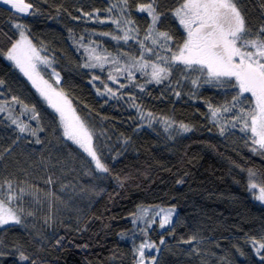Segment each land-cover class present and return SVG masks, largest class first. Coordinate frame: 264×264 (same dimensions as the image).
<instances>
[{"label":"trees","instance_id":"1","mask_svg":"<svg viewBox=\"0 0 264 264\" xmlns=\"http://www.w3.org/2000/svg\"><path fill=\"white\" fill-rule=\"evenodd\" d=\"M25 1L33 5L25 16L0 4V53L16 41L14 25L23 24L59 74L57 88L96 134L110 174L97 173L63 138L55 113L0 55V104L6 108L0 112V186L6 190L11 181L18 196L13 206L23 208L21 224L0 227V264H134V248L145 239L157 246L146 251L155 264H264V249L257 254L252 244L264 241V204L248 188L249 170L256 174L253 181L264 183V155L251 151L250 134L241 132L239 123L231 126L237 109L215 119L209 109L230 104L234 90L203 77L194 86L200 74L183 73V65L161 83L149 82L151 68L138 70L140 42L154 49L144 51V59L154 63H163L157 54L170 57L171 51L159 46L162 41L152 45L144 39L151 18L137 8L148 0H128L123 14L112 7L120 0ZM180 2L157 0L156 5L162 14L157 29L173 36L172 51L185 37L172 15ZM236 2L253 33L264 26V0ZM125 32L131 39H123ZM85 46L106 57L103 69L83 66L95 62ZM105 84L115 97L105 94ZM13 97L35 106L39 122ZM140 112L191 131L171 139L144 125ZM9 117L36 129V135L21 133ZM157 206L174 210L165 228L157 220L151 227L133 223L140 209ZM21 253L28 259L21 260Z\"/></svg>","mask_w":264,"mask_h":264},{"label":"snow or ice","instance_id":"2","mask_svg":"<svg viewBox=\"0 0 264 264\" xmlns=\"http://www.w3.org/2000/svg\"><path fill=\"white\" fill-rule=\"evenodd\" d=\"M0 3L10 6V9L21 14H30L33 8V5L25 2V0H0ZM156 5L157 0H148L147 3L140 4L137 8L138 12L147 13L151 18V23L147 28L148 35L144 39L151 40L152 45H157L158 41H162L159 46L166 51H171V56L161 57L157 54V59L163 61L162 64L145 60L144 51L153 52L154 49L147 48L143 42H140L141 60L143 62H137L138 70L143 71L150 67L151 80L149 82L154 81L159 84L168 79L175 67L183 65L181 69L183 73L198 72L200 74L192 80L194 86L203 77L205 83H214L218 87L234 90L230 104L220 108H213L209 105L211 116L215 119L221 112L228 113L237 109L233 113L231 126L235 127L239 123L241 125L240 131L250 134L248 139L252 145L251 151L264 155V26L253 33L252 29L246 25L236 0H182L179 6L172 11V15L179 22L186 35L183 43L177 45L176 50L172 51L169 42L173 41V36L167 31H158L157 29L162 14L157 11ZM112 7H119L123 14L127 12L128 0H120L119 5L114 4ZM87 15L91 16V14ZM100 22L103 23L104 21ZM111 22L118 27L121 25L120 20L113 19ZM132 23L131 19H123L125 25ZM14 27L19 30V39L0 55H4L32 82L33 87L46 101L48 107L58 115L63 138L66 141H71L90 158V163L94 165L97 173L110 174V168L103 162L102 150L95 143L96 134L89 128L86 121L77 115L76 110L64 93L54 88L41 76L38 65L50 66V62L46 57L40 55V51L29 40L23 24H15ZM101 35L107 36L109 33H101ZM112 39H120V37L112 36ZM123 39L125 41L131 39L128 32H125ZM85 51L89 53V60L95 62L86 63L83 66L103 69V61L106 60V57L93 55L95 49H88L87 46H85ZM131 67L130 65L129 69ZM116 71L120 72L121 69L117 68ZM52 75L56 77V83L59 84V74L53 71ZM131 78L132 73L129 70V79ZM96 79L99 77L94 76L93 80ZM108 79L116 82V78L111 73H109ZM2 83L3 81H0V84ZM120 87L125 86L121 84ZM104 88L105 94H110L112 97L116 96V93L107 84L104 85ZM12 102L20 104L22 109L32 114L30 119L39 122L40 115L35 106L29 108L16 97H13ZM4 111H6L4 104H0V112ZM148 116L151 117V113ZM9 118L21 133L30 131L32 135H36V129H31L28 124ZM151 124L152 122L149 120L148 126L151 127ZM166 125L165 131H169L172 125L170 122H166ZM179 130L187 133L191 131V128L181 123ZM39 131H43V128H40ZM224 132L225 128L221 127L220 134L223 135ZM171 136L172 132H169V138ZM36 143H40V141L37 139ZM255 175V172L249 170L248 188L249 190H256L255 199L264 203V183L254 182L252 178ZM100 178L102 179L103 176ZM5 183L6 190L0 186V226L21 224L20 212L23 211V208L13 206L14 202L18 200V196L12 182L6 181ZM173 211V209H169L163 215L156 212L151 220L145 221L144 217L148 215V210L142 208L133 223L135 224L138 219L145 222L147 227H151L155 223L156 217H159V227L163 229L172 222ZM28 215L31 213L29 212ZM141 233L146 236V229H141ZM192 239L194 240L195 237ZM191 242L192 240L186 241V243ZM160 243H164L163 239ZM252 244L257 254H261V250L264 249V241L253 240ZM156 247L147 239L135 246L134 264H155L156 257L147 258L146 251L156 249ZM260 258L264 260V254H261ZM20 259L27 260L28 257L21 253ZM33 264H35L34 261Z\"/></svg>","mask_w":264,"mask_h":264},{"label":"rangeland","instance_id":"3","mask_svg":"<svg viewBox=\"0 0 264 264\" xmlns=\"http://www.w3.org/2000/svg\"><path fill=\"white\" fill-rule=\"evenodd\" d=\"M26 2V1H25ZM1 5H4V6H6V7H8V8H10V6H8V5H5V4H3V3H0ZM12 10V9H11ZM14 11V10H13ZM15 12V11H14ZM18 14H20V15H23V16H25V15H27V14H21V13H18ZM179 23V22H178ZM182 28V27H181ZM183 29V28H182ZM184 31V30H183ZM16 32H17V39H19V30L18 29H16ZM25 34L27 35V37L29 38V40H31V38H30V36H29V34L27 33V30L25 29ZM185 35H186V33H185ZM16 39V40H17ZM31 42H32V40H31ZM32 44L34 45V43L32 42ZM35 46V45H34ZM36 47V46H35ZM39 51H40V55L42 56V57H46L47 59H48V61L50 62V66H46V65H38V70L40 71V73H41V76L45 79V80H47L50 84H52L53 85V87L54 88H56L57 90H59V88H57V83H56V77L55 76H53L52 75V73H53V71H52V67H51V60H50V58L48 57V56H46L43 52H42V50L40 49V48H38V47H36ZM6 59V58H5ZM7 60V59H6ZM9 63H11L13 66H14V64L11 62V61H9V60H7ZM18 69V68H17ZM19 70V69H18ZM47 70H49V75H48V78L47 77H44V75H46L47 74ZM20 71V70H19ZM23 74V73H22ZM25 78L28 80V78L25 76ZM28 82L31 84V86L33 87V85H32V82L31 81H29L28 80ZM34 89H35V91L37 92V90H36V88L35 87H33ZM37 94L40 96V94L37 92ZM40 98L43 100V98L40 96ZM68 99V98H67ZM69 100V99H68ZM44 101V100H43ZM45 103H46V101H44ZM46 105H47V103H46ZM48 106V105H47ZM50 108V107H49ZM51 109V108H50ZM53 112H54V110L53 109H51ZM55 113V112H54ZM77 113V112H76ZM55 115L57 116V119H58V123H59V118H58V115L55 113ZM78 115V114H77ZM140 119H141V121L143 122V124L144 125H148L149 124V120H151V122H152V124H151V127H154L155 129H159V131H162L163 133H165L167 136H169V132H172V136H171V139H172V137H178L179 135H181V134H183L184 132H181L180 130H179V125H175V124H173V123H171V125H172V128L171 129H169V131H165V128H166V122L167 121H162V120H157V119H155L154 117H149L147 114H144V113H142V112H140ZM60 127V126H59ZM190 127V126H189ZM191 128V127H190ZM60 132H61V134H62V128L60 127ZM177 133H179V134H177ZM63 136V135H62ZM68 142H70L71 143V141H68ZM72 144V143H71ZM73 145V144H72ZM75 146V145H74ZM76 148H77V146H75ZM78 149V148H77ZM80 152H82L80 149H78ZM83 153V152H82ZM84 154V153H83ZM84 156L90 161V158H88L87 156H86V154H84ZM92 165V164H91ZM93 167H94V165H92ZM95 169V168H94ZM255 182V181H254ZM255 194H256V190H251V195H252V197L254 198V200H256L255 199ZM256 201H258V200H256ZM258 202H260V201H258ZM260 203H262V202H260ZM262 204H264V203H262ZM145 209H147L148 210V215L147 216H145L144 217V220L145 221H149V220H151V218L154 216V214L156 213V212H160L161 213V215H163V213L165 212V211H167V210H169V209H171V208H164V207H161V206H157V207H149V208H145ZM163 210V211H162ZM140 212V211H139ZM139 215V214H138ZM172 218H173V212H172ZM171 218V219H172ZM155 220H157L158 222H159V217H156V219ZM137 223H138V226H139V224H142V223H145V222H143V221H140V220H137ZM5 226V225H4ZM0 227H2V226H0Z\"/></svg>","mask_w":264,"mask_h":264},{"label":"water","instance_id":"4","mask_svg":"<svg viewBox=\"0 0 264 264\" xmlns=\"http://www.w3.org/2000/svg\"><path fill=\"white\" fill-rule=\"evenodd\" d=\"M124 184H126V182H124V183H122V184L120 185V191H121V189H122V187H123Z\"/></svg>","mask_w":264,"mask_h":264}]
</instances>
